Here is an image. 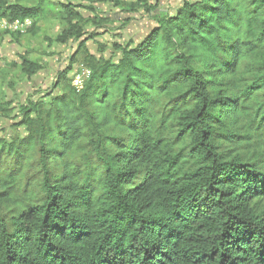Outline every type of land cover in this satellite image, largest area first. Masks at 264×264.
<instances>
[{"label": "trees", "instance_id": "trees-1", "mask_svg": "<svg viewBox=\"0 0 264 264\" xmlns=\"http://www.w3.org/2000/svg\"><path fill=\"white\" fill-rule=\"evenodd\" d=\"M73 1L57 38L79 42L69 65L0 104V264H264V0L168 14L137 0L155 24L109 56L80 42ZM40 13L0 0L10 22ZM17 65L43 70L27 53Z\"/></svg>", "mask_w": 264, "mask_h": 264}, {"label": "rangeland", "instance_id": "rangeland-1", "mask_svg": "<svg viewBox=\"0 0 264 264\" xmlns=\"http://www.w3.org/2000/svg\"><path fill=\"white\" fill-rule=\"evenodd\" d=\"M5 1L41 9L38 19L33 20V27L24 34H14L5 30L1 23L6 19L0 18V104L13 101L11 108H16L28 97H35L40 89L45 90L50 86L57 77V73L69 65L71 57L78 49L79 42L63 44L57 40L66 28L63 22V10L60 7L64 0ZM183 1L194 0H162L158 12L173 13ZM73 4L84 21L80 24L85 27L86 34L80 42L83 40L89 54H99L100 47L106 46L107 52L104 56H109L115 43L139 42L155 24L150 12L139 6L137 0H74ZM94 17L106 18L108 24L98 28L91 23ZM93 33L95 38L86 41L87 36ZM25 53L43 67V70L33 79H27L20 67L15 66L19 63V56ZM82 58L79 56V60ZM87 76L88 71L79 62L73 66L70 73L74 86L84 82ZM0 114L4 116V112ZM16 114L17 110L13 112V115ZM10 125V120L7 118L1 120L0 137L5 135L4 131L9 132ZM257 204H259V212L264 214V200Z\"/></svg>", "mask_w": 264, "mask_h": 264}, {"label": "built area", "instance_id": "built-area-1", "mask_svg": "<svg viewBox=\"0 0 264 264\" xmlns=\"http://www.w3.org/2000/svg\"><path fill=\"white\" fill-rule=\"evenodd\" d=\"M2 27L7 30L11 31L13 33H18V34H24L29 28L32 27L33 22L30 19H24V20H14V21H7L3 20L1 23ZM83 82L78 85V88H82Z\"/></svg>", "mask_w": 264, "mask_h": 264}]
</instances>
